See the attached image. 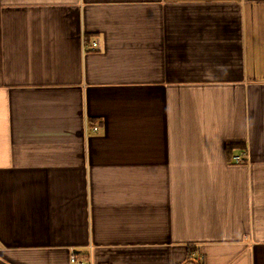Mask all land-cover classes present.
<instances>
[{
    "label": "crops",
    "instance_id": "1",
    "mask_svg": "<svg viewBox=\"0 0 264 264\" xmlns=\"http://www.w3.org/2000/svg\"><path fill=\"white\" fill-rule=\"evenodd\" d=\"M72 255L264 264V0H0V264Z\"/></svg>",
    "mask_w": 264,
    "mask_h": 264
},
{
    "label": "built area",
    "instance_id": "2",
    "mask_svg": "<svg viewBox=\"0 0 264 264\" xmlns=\"http://www.w3.org/2000/svg\"><path fill=\"white\" fill-rule=\"evenodd\" d=\"M89 47L92 49H95L98 47V43L96 41H93L89 44ZM94 129H97V127H94ZM233 159L236 163H245L247 161L246 152H241V153L235 155L233 157ZM70 260H71V262H78L77 257L75 255H72ZM78 263L79 264H88V263L83 262V261H79Z\"/></svg>",
    "mask_w": 264,
    "mask_h": 264
}]
</instances>
